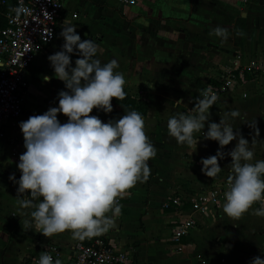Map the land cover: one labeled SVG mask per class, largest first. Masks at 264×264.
<instances>
[{"label":"crops","instance_id":"obj_1","mask_svg":"<svg viewBox=\"0 0 264 264\" xmlns=\"http://www.w3.org/2000/svg\"><path fill=\"white\" fill-rule=\"evenodd\" d=\"M66 13L59 26V39L32 66L25 111L16 127L0 138V264H30L46 246L58 245L64 256L81 244L70 232L50 238L26 226L31 208L18 200L22 175L13 149L26 151L19 127L33 115L58 107V95L67 91L48 59L61 51L65 21L77 28L82 40L92 39L101 48L102 63L118 61L116 71L126 80L124 89L132 97L148 102L145 131L157 150L149 162L151 175L118 198L122 212L103 236L118 250L130 251L135 264H251L264 259V216L255 214L257 202L238 219L223 211V201L211 214L195 211L191 205L176 207L171 198L196 196L199 190L212 191L227 182L232 159L227 155L237 141L223 149L218 160L222 169L215 178L203 172L201 160L216 155L220 145L204 139V131L194 133L196 143L180 145L168 133L167 122L176 113H191L199 90L225 69L244 67L253 60L264 65V0H141L133 9L123 10L118 0H64ZM74 13L79 20H73ZM228 29L227 39L210 35L216 27ZM78 51V50H77ZM76 54L71 55L75 67ZM51 77L45 80V77ZM180 101L181 103H177ZM238 110L230 119L254 151V160H264V125L243 122L242 115L264 117V73L248 78L238 89L229 91L210 109V121ZM92 115L102 117V110ZM66 123L68 118L60 114ZM261 121V120H260ZM259 136H256V129ZM26 195L30 196V193ZM170 208H167V204ZM185 220L195 228L181 246L172 241L173 229Z\"/></svg>","mask_w":264,"mask_h":264},{"label":"clouds","instance_id":"obj_2","mask_svg":"<svg viewBox=\"0 0 264 264\" xmlns=\"http://www.w3.org/2000/svg\"><path fill=\"white\" fill-rule=\"evenodd\" d=\"M24 11L22 5L14 9L17 16ZM210 35L227 39L228 29L218 26ZM61 36L65 41L62 50L48 59L67 91L59 93L58 107L20 123L26 149L19 157L22 175L18 181L14 174L9 179L18 184L19 204L33 209L26 226L48 238L70 232L74 240L85 241L113 227L115 217L122 212L118 198L138 181L149 178L152 174L149 162L157 150L138 111H129L107 123L91 114L94 109L111 113L112 100L124 99L126 80L116 71L118 61L102 63L97 58L102 51L100 45L92 39L82 40L77 28L66 21ZM72 54L80 57L75 67ZM217 99L211 85L199 90L191 113H176L169 118L168 133L180 145L192 146L196 143L194 133L207 125L204 139L218 142L221 149L201 160L202 172L210 178L222 171L218 160L225 158L223 149L237 141L227 153L232 163L223 211L238 219L260 202L255 214L264 216V160L253 163L250 145L255 144V139L249 143L229 122L240 116L238 110L221 115L219 123L210 121V109ZM60 114L68 118L66 123L60 122ZM249 125L256 128V122ZM35 264H62V261L58 258L54 261L44 251ZM251 264H264V259L255 257Z\"/></svg>","mask_w":264,"mask_h":264},{"label":"built area","instance_id":"obj_3","mask_svg":"<svg viewBox=\"0 0 264 264\" xmlns=\"http://www.w3.org/2000/svg\"><path fill=\"white\" fill-rule=\"evenodd\" d=\"M140 1L118 0V3L125 10L137 7ZM6 5L7 0H0V6ZM21 5L25 11L17 16L14 9ZM65 13L64 0H16V4L4 14L6 26L0 29V138L3 141L16 140L9 139L6 132L15 128L24 114L32 66L58 41L59 26ZM72 18L79 20V14L74 13ZM260 73H264V65L253 60L247 66L223 70L208 85L217 95V103L226 93L238 89L248 78ZM12 149L13 157L19 162L21 151L13 146ZM227 188L225 182L218 189L199 190L196 196L171 198L170 201L176 207L191 205L195 211L211 214L222 201L225 203ZM170 206L168 203L167 208ZM195 225L194 220H185L176 226L172 234L173 243L181 246L182 239L190 236ZM44 251L51 254L54 261L60 259L62 264H135L130 251L118 250L101 240L91 246L79 244L68 256L62 254L58 245L46 246L30 264H35Z\"/></svg>","mask_w":264,"mask_h":264},{"label":"trees","instance_id":"obj_4","mask_svg":"<svg viewBox=\"0 0 264 264\" xmlns=\"http://www.w3.org/2000/svg\"><path fill=\"white\" fill-rule=\"evenodd\" d=\"M15 4L16 0H7L6 6H0V29L6 26L4 14L7 13V11H9V9H11ZM124 91V99L117 100L114 98L112 100L113 111L111 113H105L103 111V116L99 117L103 122L107 123L109 120H117L132 110L138 111L142 115L143 119L147 117L149 110L148 102L143 99L132 97L125 89ZM100 240L108 243L103 234L85 241H80V243L86 246H91Z\"/></svg>","mask_w":264,"mask_h":264},{"label":"rangeland","instance_id":"obj_5","mask_svg":"<svg viewBox=\"0 0 264 264\" xmlns=\"http://www.w3.org/2000/svg\"><path fill=\"white\" fill-rule=\"evenodd\" d=\"M230 110H232V108H230ZM242 118H243L242 120L244 123H246V122L254 123L257 121L258 123H261L262 125H264V117L251 116V115L243 114Z\"/></svg>","mask_w":264,"mask_h":264}]
</instances>
